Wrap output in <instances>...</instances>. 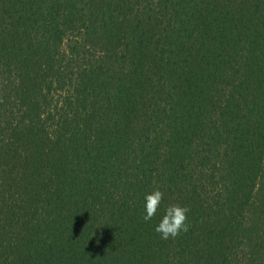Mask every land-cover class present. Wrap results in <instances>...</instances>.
<instances>
[{
    "label": "trees",
    "instance_id": "1",
    "mask_svg": "<svg viewBox=\"0 0 264 264\" xmlns=\"http://www.w3.org/2000/svg\"><path fill=\"white\" fill-rule=\"evenodd\" d=\"M0 264H264V0H0Z\"/></svg>",
    "mask_w": 264,
    "mask_h": 264
},
{
    "label": "clouds",
    "instance_id": "2",
    "mask_svg": "<svg viewBox=\"0 0 264 264\" xmlns=\"http://www.w3.org/2000/svg\"><path fill=\"white\" fill-rule=\"evenodd\" d=\"M144 212L142 218L144 221H150L161 211L163 215L155 226V231L160 234L161 239L176 237L189 230L187 213L189 209L180 205H169L162 209L163 193L155 189L151 194L144 197Z\"/></svg>",
    "mask_w": 264,
    "mask_h": 264
}]
</instances>
